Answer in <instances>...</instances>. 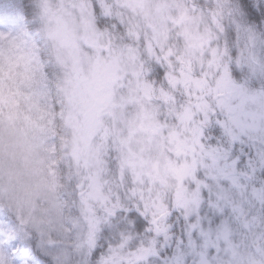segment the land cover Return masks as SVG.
<instances>
[{
  "label": "clouds",
  "instance_id": "9594fccd",
  "mask_svg": "<svg viewBox=\"0 0 264 264\" xmlns=\"http://www.w3.org/2000/svg\"><path fill=\"white\" fill-rule=\"evenodd\" d=\"M0 264H264V0H0Z\"/></svg>",
  "mask_w": 264,
  "mask_h": 264
}]
</instances>
